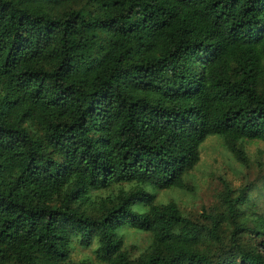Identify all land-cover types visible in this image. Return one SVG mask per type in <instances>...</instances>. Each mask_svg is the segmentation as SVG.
Instances as JSON below:
<instances>
[{"label": "trees", "instance_id": "obj_1", "mask_svg": "<svg viewBox=\"0 0 264 264\" xmlns=\"http://www.w3.org/2000/svg\"><path fill=\"white\" fill-rule=\"evenodd\" d=\"M208 136L264 143V0H0V264H264L252 183L154 200Z\"/></svg>", "mask_w": 264, "mask_h": 264}, {"label": "rangeland", "instance_id": "obj_2", "mask_svg": "<svg viewBox=\"0 0 264 264\" xmlns=\"http://www.w3.org/2000/svg\"><path fill=\"white\" fill-rule=\"evenodd\" d=\"M247 159V166L239 163L217 136L206 137L199 146V158L195 166L184 176L187 189L152 191L156 203L175 202L185 216L199 219L201 213L219 204L218 194L228 185L233 190L252 183L246 191L240 212L251 217L264 214V143L256 140H240ZM151 191V189H149ZM119 234L122 243L131 254L136 255L148 243V235L124 228ZM93 245L82 248L75 245L71 258H92ZM264 253V245L260 247Z\"/></svg>", "mask_w": 264, "mask_h": 264}]
</instances>
